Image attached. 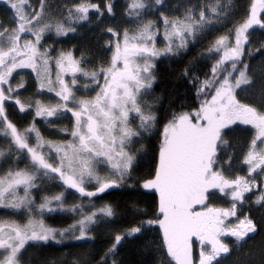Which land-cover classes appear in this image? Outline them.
<instances>
[{
	"label": "snow or ice",
	"instance_id": "1",
	"mask_svg": "<svg viewBox=\"0 0 264 264\" xmlns=\"http://www.w3.org/2000/svg\"><path fill=\"white\" fill-rule=\"evenodd\" d=\"M234 8L0 0V264H123L128 243L155 264H264V238L246 247L264 237V39H251L264 0L237 23ZM84 29L87 43L62 46ZM165 60L186 61L177 79L193 103L157 93ZM116 189L127 212L106 199ZM58 214L64 226L47 223ZM101 228L111 239L97 254L87 242ZM56 245L69 251L49 262Z\"/></svg>",
	"mask_w": 264,
	"mask_h": 264
},
{
	"label": "trees",
	"instance_id": "2",
	"mask_svg": "<svg viewBox=\"0 0 264 264\" xmlns=\"http://www.w3.org/2000/svg\"><path fill=\"white\" fill-rule=\"evenodd\" d=\"M250 3V0H233V4L235 5L234 11V17L231 23H237L240 21V19L243 17L246 9L248 8ZM231 23L229 24V27H231ZM82 36H84V40H75V41H69L68 43L63 44L62 46L67 48L70 47L73 43L80 44V43H87L88 40H90V34L87 29H84L81 33ZM207 41H204L202 43L197 44L196 48L191 49V54L189 55V59H195L198 57L199 52L206 46ZM184 62H176L171 60H165L157 65L158 69V86H157V93H162L165 96V103L167 104V100L169 98L172 99V102L176 105L179 103H188L191 104L194 102V95L193 90L188 87L183 81L177 79V73L180 71V69L183 66ZM210 64L209 61L204 60L200 64V68L203 71H208V68L206 65ZM11 118L14 122L18 124L24 123V120L21 115L12 114ZM37 122L40 123V121L37 119ZM243 126L237 130L235 133V136L238 138L240 143L243 144V142L247 139L248 133L243 131ZM239 132V133H238ZM48 134V133H47ZM50 138H55L54 135L50 136ZM153 163V159L151 155L146 156L141 161V171L147 170ZM106 199L118 203L122 206L127 201L128 197L125 193H123L121 190L116 189L113 190L111 195L106 196ZM125 212H127V209H123ZM66 221V217H64L61 214H58L56 216L50 217L47 219V223L51 224L54 227H62L64 226V223ZM111 229L107 228L103 230L102 232H98L96 239L93 241L87 242V246L94 252L99 253L102 249H104L107 244L109 243L111 239ZM77 249H72V251H75ZM69 251V249H66L62 245H56L51 248L44 249L42 251V255L46 256L51 261H62L65 253ZM120 261L123 262V264H155V261L153 259V255L147 251H141L138 248V245L135 243H128L123 246V248L120 250L119 255L117 257Z\"/></svg>",
	"mask_w": 264,
	"mask_h": 264
},
{
	"label": "rangeland",
	"instance_id": "3",
	"mask_svg": "<svg viewBox=\"0 0 264 264\" xmlns=\"http://www.w3.org/2000/svg\"><path fill=\"white\" fill-rule=\"evenodd\" d=\"M54 2H57V0H54ZM118 2H119L120 5H123L124 2H125V0H118ZM173 2H175V0H173ZM251 39H253V40L264 39V32L257 31ZM26 71H30V70H26ZM37 119L40 121L39 118H37ZM37 124H38L39 127H41V130H42V131H45L43 124L38 123V122H37ZM241 127H242V126H241ZM243 127H246V126H243ZM52 131L54 132V130H52ZM238 133H239V132H238ZM46 134H47V132H46ZM241 145H242V143H241ZM71 199H72V200H75L76 197H71ZM48 218H49V217H46V221H47ZM105 229H107V228H101V229L98 230V232H100V231L102 232V231L105 230ZM262 238H264V237H262V236H257V237L255 238V240H253V241H249V244H248L246 247H251L253 244H255V245L258 246V245L260 244ZM226 264H230V262H226Z\"/></svg>",
	"mask_w": 264,
	"mask_h": 264
}]
</instances>
